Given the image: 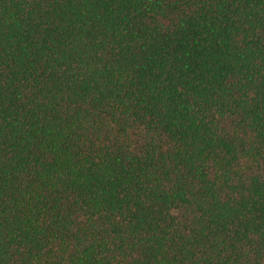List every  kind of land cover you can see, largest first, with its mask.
<instances>
[{"label":"trees","instance_id":"16d2710c","mask_svg":"<svg viewBox=\"0 0 264 264\" xmlns=\"http://www.w3.org/2000/svg\"><path fill=\"white\" fill-rule=\"evenodd\" d=\"M0 264H264V0H0Z\"/></svg>","mask_w":264,"mask_h":264}]
</instances>
